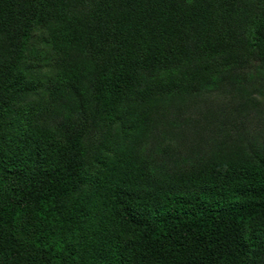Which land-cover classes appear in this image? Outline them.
Returning <instances> with one entry per match:
<instances>
[{
	"label": "trees",
	"instance_id": "1",
	"mask_svg": "<svg viewBox=\"0 0 264 264\" xmlns=\"http://www.w3.org/2000/svg\"><path fill=\"white\" fill-rule=\"evenodd\" d=\"M0 264H264V0H0Z\"/></svg>",
	"mask_w": 264,
	"mask_h": 264
},
{
	"label": "rangeland",
	"instance_id": "2",
	"mask_svg": "<svg viewBox=\"0 0 264 264\" xmlns=\"http://www.w3.org/2000/svg\"><path fill=\"white\" fill-rule=\"evenodd\" d=\"M256 123H258V122L256 121ZM256 123H255V122H253V125H252V127H254Z\"/></svg>",
	"mask_w": 264,
	"mask_h": 264
}]
</instances>
